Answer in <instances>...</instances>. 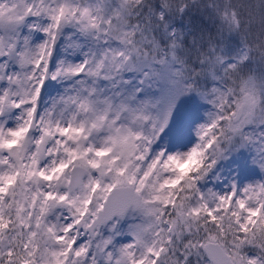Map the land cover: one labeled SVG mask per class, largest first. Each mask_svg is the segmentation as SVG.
I'll return each instance as SVG.
<instances>
[{"label": "snow or ice", "instance_id": "6c2138e0", "mask_svg": "<svg viewBox=\"0 0 264 264\" xmlns=\"http://www.w3.org/2000/svg\"><path fill=\"white\" fill-rule=\"evenodd\" d=\"M0 264H264V0H0Z\"/></svg>", "mask_w": 264, "mask_h": 264}]
</instances>
